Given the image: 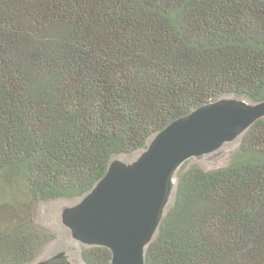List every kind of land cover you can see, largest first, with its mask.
I'll list each match as a JSON object with an SVG mask.
<instances>
[{
	"label": "trees",
	"instance_id": "trees-1",
	"mask_svg": "<svg viewBox=\"0 0 264 264\" xmlns=\"http://www.w3.org/2000/svg\"><path fill=\"white\" fill-rule=\"evenodd\" d=\"M222 97L264 100V0H0V173L31 201L0 233V264H30L52 243L47 256L111 264L108 247L43 228L36 209L80 198L113 157L132 160ZM189 162L146 264H264V118L228 165Z\"/></svg>",
	"mask_w": 264,
	"mask_h": 264
},
{
	"label": "water",
	"instance_id": "water-1",
	"mask_svg": "<svg viewBox=\"0 0 264 264\" xmlns=\"http://www.w3.org/2000/svg\"><path fill=\"white\" fill-rule=\"evenodd\" d=\"M264 118V100L222 97L174 119L130 160L113 157L108 170L79 200L61 209L71 238L105 246L111 264H146V249L166 214L181 166L241 138ZM30 264H83L60 250Z\"/></svg>",
	"mask_w": 264,
	"mask_h": 264
},
{
	"label": "rangeland",
	"instance_id": "rangeland-1",
	"mask_svg": "<svg viewBox=\"0 0 264 264\" xmlns=\"http://www.w3.org/2000/svg\"><path fill=\"white\" fill-rule=\"evenodd\" d=\"M240 138L224 143L217 150L201 157L190 159V165H198L205 170L228 165L230 157L239 148ZM125 160L124 156H115ZM128 161V160H127ZM130 161V160H129ZM78 199L60 198L47 204H41L36 209V222L46 229H58L63 227L61 221V209L77 202ZM31 201L25 181L18 176L7 177L0 173V233L10 229L15 223L26 221L29 216ZM56 244L45 246L38 259L45 258L50 250L55 249Z\"/></svg>",
	"mask_w": 264,
	"mask_h": 264
}]
</instances>
